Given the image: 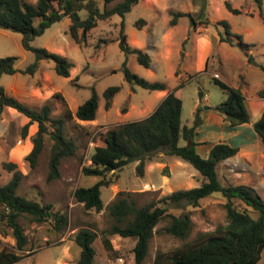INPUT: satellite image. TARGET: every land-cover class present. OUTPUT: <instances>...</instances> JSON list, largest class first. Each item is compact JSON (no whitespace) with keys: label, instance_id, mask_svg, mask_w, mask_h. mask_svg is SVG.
Instances as JSON below:
<instances>
[{"label":"trees","instance_id":"trees-1","mask_svg":"<svg viewBox=\"0 0 264 264\" xmlns=\"http://www.w3.org/2000/svg\"><path fill=\"white\" fill-rule=\"evenodd\" d=\"M102 1L103 8L99 10L95 0H35V3L25 0H0V29L19 33L22 48L34 55L33 61L20 70L14 66L16 57H0V76L17 71L32 74L38 61L45 59L53 62L57 75L67 77L71 64L65 57L31 45L36 36L63 16L70 20L68 34L77 44L82 45L84 35L95 26L97 20L109 18L113 14L118 15L121 18L117 41L119 49L124 53L133 54L138 64L148 67L149 56L141 49L130 47L123 33V17L139 0H122L110 6L113 0ZM225 7L232 13L238 12L227 2ZM81 9L86 10L84 19H80L78 15V10ZM177 15L179 14H173ZM142 24V19L134 22L136 27ZM217 24L222 25L225 33L221 39L230 42L227 37L230 35L228 24L224 20H219ZM231 35L239 45L245 46L239 34ZM260 68L264 72V66ZM122 73L126 82L147 90H161L165 87L162 82H149L138 77L129 71L125 64ZM211 80L225 95L213 110L230 126L248 122L249 116L241 92L217 78L212 77ZM118 91L119 86H109L102 91L105 109L110 107L111 100ZM198 95L202 97V92L199 91ZM257 95L264 97V86L257 91ZM4 106L14 108L27 116L29 121L37 123V130L31 137L32 147L24 156L29 168H33L37 163L43 146V136H49L52 144L45 179L50 181L58 178L61 160L72 156L76 150L74 140L64 134V124L72 116L69 109L65 108L63 114L51 117L50 103L46 102L38 109L30 108L6 95L0 86V111ZM97 107L98 97L92 89L90 96L76 107L74 117L82 121L93 120ZM180 107V98L171 90L143 119L122 122L108 128L103 134V145L95 146L89 157L90 163L81 167L83 175L99 178L92 185L75 187L72 192L73 199L85 210H101L100 187L110 184V181L105 179L107 173L120 170L130 162H138L135 170L141 175L145 160L160 151L189 163L201 176L202 181L198 186L171 191L160 197L157 202L150 201L141 206H136L127 193L117 192L116 198L107 206L108 215L116 223L103 233L132 238L134 264H142L153 228L166 215L168 207L180 209V213L168 214L170 219L162 228V232L183 239L191 226L189 213L184 211L185 207H196L200 199L218 193L225 200L223 207L226 223L218 226L213 232L199 234L203 240L196 246L184 244L175 248L165 257L163 263L160 260L162 254L157 252L152 264H257L264 248V200L249 185L219 183L215 166L233 156L237 148L218 142L212 145L206 158L200 157L194 149L193 141L194 129L200 122L199 108L193 113L192 125L187 126L180 121ZM252 127L264 145V110L253 122ZM25 131L26 126L22 128V135ZM179 139L185 144L179 145ZM2 167L11 172V176L6 183L0 185V219L10 228L14 246L11 249H0V264H12L25 256L23 252L27 244V238L16 222L19 215H27L37 223L50 219L53 229L57 231L66 226L67 219L65 214L51 211V203H39L18 195L15 191L22 178L21 173L14 163L3 162ZM95 235L89 228H80L75 232L73 239L79 247L77 264H95V251L92 246ZM102 242L109 248V240L106 237H103Z\"/></svg>","mask_w":264,"mask_h":264},{"label":"rangeland","instance_id":"rangeland-1","mask_svg":"<svg viewBox=\"0 0 264 264\" xmlns=\"http://www.w3.org/2000/svg\"><path fill=\"white\" fill-rule=\"evenodd\" d=\"M95 1L99 10H102L103 1ZM120 1L122 0H113L109 6ZM259 1L198 0L195 3V12L188 14L189 17H182L180 21L182 25L189 28L190 34L194 32L192 23H200L206 26V30L200 33L215 34L216 29H218L220 35L224 37L225 33L222 25L210 26L207 22L209 19L214 20L219 16L225 15L231 18L230 24L233 29L241 31L243 34V24L245 22L252 24L256 21L251 16L244 15L243 8L248 5L258 8ZM225 2L232 8H236L238 12L232 13L227 10ZM78 15L80 19H84L86 10H78ZM144 17L145 12L142 7L133 5L123 17L126 30L133 29V23ZM120 20L121 18L116 14L111 15L106 20H97L96 25L84 35L83 47L77 50L70 48L69 50L73 61L71 67L75 68L74 62L77 61L79 68L74 70V73L68 79L54 74L55 82L71 111H74L78 104L90 96L92 89L98 97V107L93 120L78 121L73 116L66 120L64 134L74 140L76 150L72 156L61 160L58 178L50 181L45 179L52 140L48 135H44L42 150L38 155L36 166L29 170L28 174L20 180L17 186L15 192L18 195L39 203H51V211H59L65 214L67 219L66 226L61 231H57L53 229L52 220L50 219L37 223L30 220L27 215L21 214L17 217L16 222L27 238V244L23 252L25 254L23 258L26 257V259L22 261L28 262V264H35V262L38 264H56L55 257L59 250L58 245L62 242L60 240H73L75 232L80 228H89L95 232L93 248L97 258L105 254L108 258L107 264H134L132 252L134 240L130 237H120L117 234L103 233L104 230H108L112 224L116 223L108 215L107 206L116 198L119 191L127 193L136 206H141L150 201L157 202L160 197L174 191L173 189L177 185L173 184H177L181 175L184 174V170L180 168L181 166L194 170L189 163L182 160H171L172 158L169 156L170 160L163 162L166 165L162 167V161H160L161 164L159 166H161V169L151 171L148 176L150 178L149 184L147 182L148 185H144L147 180H145L143 172L139 175L135 170L136 162H130L122 169L109 172L105 176V179H108L110 184L100 187L101 210H85L80 203L74 201L72 192L75 187L92 185L99 178L83 175L81 167L90 163L89 157L93 148L97 145H103L104 132L108 128L122 123L128 102L134 104L137 109L147 106L151 110L157 104L153 98L152 90L144 89L124 80L122 73L123 64L129 71L149 82H167L172 87L179 86V98L181 100L180 121L187 126L192 125L193 116L191 115V109L193 102L198 101V99L202 101L203 99L199 97V91L205 95V99L213 112H215L213 110L214 106L224 99V93L211 80L212 77L219 80L223 79L227 82H232L233 79L243 81L245 78L253 84L264 80V72L260 68V66H264V54L262 52L260 54V50H258V53L250 60L251 55L246 56L245 49L232 36H228L230 42L224 40V43L218 47L219 52L216 50L212 52L208 67H205L206 71L199 73L195 71L193 52L190 56H186L184 60L177 53H172L171 61L161 63L158 69L144 67L137 63L133 54L121 51L116 40H114ZM224 21L227 23V20ZM57 27L60 28L59 34L54 35ZM63 27V21L53 22L32 41L38 46L45 43L58 45L61 41L68 42L70 41V36L67 32H63ZM8 32L21 38V35L17 32ZM179 37L180 34H177L176 38ZM189 42L185 40L183 45L180 46V50L188 49L190 47ZM31 45L33 46L32 43ZM0 46H3L0 50V57H16L15 66L19 70L34 59L31 51L22 50L20 42L18 46H13L0 36ZM22 53L25 54V59L21 58ZM259 59H261L260 65ZM45 62L52 64L49 60H45ZM182 65H190V67L182 69ZM175 71H178L179 77L174 74ZM210 72L213 75L212 77L209 76ZM75 76L76 78H74ZM6 77L8 75H3L1 78L3 80ZM109 86H119V91L113 96L110 109H105L102 91ZM51 104L53 106L51 117L63 114L64 109L67 108L65 102L59 99L56 102L51 101ZM205 105V103L199 104V108ZM178 144L184 145L185 142L179 139ZM252 146L254 152L264 148V145L260 142H258L257 147L254 144ZM152 157H155V153L151 154L150 158ZM215 171L218 173V167H215ZM162 176H167L169 181L165 179L160 181ZM3 181H5V178L0 175V183H3ZM218 181L223 184L221 179H218ZM262 199L264 200V195ZM224 201V198L218 193H213L200 199L196 207H185L184 211L189 213L191 226L188 234L183 239L162 232V228L167 225L170 219L168 214L177 215L180 213V209L172 206L168 207L166 215L153 228V234L148 242L147 253L142 264H152L157 252L162 254L160 260L163 263L165 257L170 255L175 248L184 244L196 246L201 243L203 239L199 237V234L213 232L218 226L226 223ZM103 237L109 240V248L104 246ZM13 246L14 239L11 235V230L6 226L4 220L0 219V249H11ZM73 246L74 248L78 247L76 244ZM257 264H264V248L260 253Z\"/></svg>","mask_w":264,"mask_h":264},{"label":"crops","instance_id":"crops-1","mask_svg":"<svg viewBox=\"0 0 264 264\" xmlns=\"http://www.w3.org/2000/svg\"><path fill=\"white\" fill-rule=\"evenodd\" d=\"M197 1L198 0H139L134 6H140L144 10L145 17L142 19L143 24L136 27L133 23L134 28L127 31L124 22L123 33L125 35V41L130 47L138 48L145 52L150 58L148 67H152L153 69L160 68L161 63L170 62L173 55L172 53H177L180 57H183L182 60H184L186 56H190L193 52L195 71L197 73L206 71L205 67H208V61L211 58L212 52L215 50L219 52L218 47L224 43V40L221 39L218 29H216L215 34H204L200 32L205 31L206 26L200 23H192L194 32L190 34L189 28L182 25L180 21L181 18L186 17V14L195 12V3ZM27 2L35 3V0ZM258 5V8L251 5L243 8L244 15H249L256 19L252 24L247 22L243 24V34L241 31L233 29L230 24L231 18L226 17L225 15L219 16L214 20L209 19L207 22L208 25L214 26L217 25L219 20H227L230 32V35L228 36L231 37V34H237L240 32L238 34L241 37V42L245 44L243 47L245 49V55L248 56L250 54V60L253 59V56L256 55V53H258V50H260V54L261 52L264 54L263 0H260ZM176 13L179 15L173 16V14ZM171 20L173 23H171ZM59 21H63V32L68 33V25L70 23L69 18L63 16ZM59 27L55 29L54 35L59 34ZM8 31L9 30L0 29V36L13 46H18V43L20 42V47L22 48L21 38L10 34ZM119 31L120 27L118 25L116 35L114 36L116 42L118 41ZM177 34H180L179 38H176ZM185 40H188V42L190 41V47L188 49L180 50V46L183 45ZM33 41L31 42L33 46H41L49 52L65 57L70 62L71 66L73 61L71 59V54H69L70 48L72 50H77L83 47L82 45L77 44L71 37L70 41H61L58 45L45 43L38 46L34 44ZM2 48L3 46H0V50ZM22 50L26 51L23 48ZM21 58H26L24 53L21 54ZM260 60L261 59H259V65L261 64ZM74 64L75 68L70 66L69 74L67 77H64L65 79L70 78L74 73V70L79 68L77 61L74 62ZM53 66V62L50 64L45 62V59H41L38 61L37 68L32 74L17 71L13 74H3L8 75V77L3 80L1 78L3 75H1L0 86L6 95L14 97L19 102L33 109H38L46 102H50L51 104V101L56 102V100L59 99L65 102L67 109H69L71 115L74 117L75 110H70L55 82L54 74L56 73ZM189 67L190 65H182V69H187ZM15 68L17 67L15 66ZM17 69L19 70V68ZM174 74L179 77L178 71H175ZM209 74V76H213L211 72ZM74 78H76V76ZM220 80L231 87L237 88L241 92L249 120L245 123L230 126L219 114L210 109L211 107L209 106V103H207L208 101L205 99V95L202 94V101L198 99V101L193 102L191 109V115L193 116L195 109L199 108V104L205 103V106H207V108H203L202 106L200 107L201 109L199 108L200 110L198 109L200 122L194 129V149L200 157L206 158L210 148L215 143L220 142L236 147L237 152L233 156L220 161L215 166L219 169L218 173L216 172V175L218 176L217 179L223 181L222 185H249L262 198L264 195V148L254 152L252 145L254 144V146L257 147L258 142L261 143V141L259 136L253 130L252 124L259 118L261 112L264 110V97H259L257 95V91L264 86V80H261L256 84L247 81L245 78L243 81L233 79L232 82H227L223 79ZM163 84L165 86L164 89L152 90L153 98L156 100L157 104L171 90H174L179 97V87L176 89L177 86L172 87V85L167 82H163ZM51 107L53 108L52 104ZM152 110L147 106L137 109L134 104L128 102L127 110H125L122 122L143 119L150 114ZM24 126H26V131L25 134L22 135V128ZM36 130L37 123L29 121L27 116L19 113L14 108L4 106L0 111V175H3L5 178V181L0 183V185L6 183L11 176V172L3 169V162L14 163L16 169L21 173L22 178L28 174L30 169H33L36 166L29 168L24 161V156L32 147L31 137ZM168 157L169 155H164L162 152L158 151L155 152V157L146 159L143 166V176L147 181L144 185L149 184L150 178L148 176L151 171L160 170V161H162L161 165L163 167L166 165L163 162L165 160H170ZM170 157L172 158L171 160H180L174 156ZM137 163L138 162L135 164ZM180 168L184 170V174H182L178 180L179 184H173L177 185L175 186L176 190L198 186L199 181H202L201 176L195 169L192 170L186 166H181ZM164 179L169 181L167 176H162L160 181H164ZM60 241L62 242L58 245L59 250L55 257L56 264H77L79 247L74 248V239L70 241L61 239ZM94 243L93 240L92 246H94ZM96 258V254H94L95 263L107 264L106 262L108 258L105 254L97 259ZM24 259H26V257L12 264H28V262L22 261ZM35 264L38 263L35 262Z\"/></svg>","mask_w":264,"mask_h":264},{"label":"water","instance_id":"water-1","mask_svg":"<svg viewBox=\"0 0 264 264\" xmlns=\"http://www.w3.org/2000/svg\"><path fill=\"white\" fill-rule=\"evenodd\" d=\"M186 16H188V17H189V15H188V14H186ZM191 23H192V20H191ZM203 108H207V106H203Z\"/></svg>","mask_w":264,"mask_h":264}]
</instances>
